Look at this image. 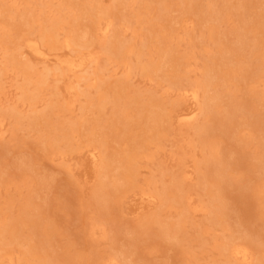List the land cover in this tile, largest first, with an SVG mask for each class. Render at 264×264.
<instances>
[{
    "label": "rangeland",
    "instance_id": "obj_1",
    "mask_svg": "<svg viewBox=\"0 0 264 264\" xmlns=\"http://www.w3.org/2000/svg\"><path fill=\"white\" fill-rule=\"evenodd\" d=\"M94 1L119 16L109 36L119 32L136 44L144 39L145 25L135 20L138 2L115 8V0ZM201 3L204 7L214 5L221 19L210 29L196 12H190L183 24L175 26L170 44L176 54L185 57V76L193 81L201 78L208 62L221 51L213 36L226 37L229 67L237 75L250 76L246 84L232 83L228 90L238 104L246 102L247 106L237 111L231 125L204 111L186 123L174 120L162 144L152 146L150 156L139 161L134 188L121 200L110 196L102 201L97 195L104 163L102 149L97 151L96 165L88 160L86 149L52 157L44 154L39 146L44 132L31 128L27 118L32 107L23 97L25 75L15 69L6 73L0 82V264H101L111 256L130 264H227L222 243L233 236L249 243L250 258L232 264H264V0H248L240 15L223 9L224 0ZM60 4L61 0H2L0 10L13 7L21 13L32 8L40 13L44 9L51 16ZM121 15L130 23L123 24ZM178 15V11L172 12L173 17ZM242 25L253 26L255 32H247L241 41L236 31ZM42 46L51 54L49 61L30 50H24L21 58L32 67L33 76L60 66L54 54L74 55L63 47ZM92 50L98 60L76 75L67 72L50 77L36 108H53L52 121L78 120L83 108L98 100L100 93L90 85L105 64L109 70L104 77L129 75L127 98L155 97L166 112L173 113L195 105L173 89L167 77L143 74L136 56L131 57L130 68L108 63L99 41L93 43ZM5 61L0 47V69ZM76 76L89 80H80V88L71 92L68 84L77 87ZM203 101L201 93L199 104ZM220 104L217 111L223 116L226 107ZM14 108L23 115H13ZM111 114L107 107L104 119ZM90 115L97 116L94 112ZM204 126L209 127L220 147V160L229 169L225 182L219 185L218 208L212 198L216 188L208 184L209 147L199 136ZM114 138H107L110 150L118 147ZM178 189L188 197L183 203L173 202ZM151 191L160 193L157 200L141 202V196ZM180 218L185 219L181 231L176 238L168 236L162 224L171 225ZM14 221L21 225L19 231L10 225ZM93 223L97 226L91 231Z\"/></svg>",
    "mask_w": 264,
    "mask_h": 264
},
{
    "label": "bare ground",
    "instance_id": "obj_2",
    "mask_svg": "<svg viewBox=\"0 0 264 264\" xmlns=\"http://www.w3.org/2000/svg\"><path fill=\"white\" fill-rule=\"evenodd\" d=\"M135 2L139 3L140 8L135 20L145 25L147 30L146 36L139 44L124 38L119 32L109 36V32L114 31V20L119 16L114 9L104 7L94 0H61L55 14L51 16L46 14L44 9H41L40 13L32 8L27 11L24 9L21 13L13 7L0 10V47L5 52L6 60L5 66L0 69V82H3L9 70L15 69L24 73L23 97L32 107L27 118L31 128L44 132L39 146L46 156L86 149L88 160L96 165L99 162L98 152L102 149L104 153H100L104 156V163L101 165L102 175L97 191L102 201H108L110 196L121 200L134 188L132 181L137 175L139 161L150 156L152 146L158 147L162 144L166 129L174 120L181 124L186 123L204 111L209 116H219L224 124L231 125L237 111L247 106L246 102L238 104L228 90L232 83L246 84L250 76L237 75L235 69L229 67L225 53L230 46L226 37L213 36L215 45L221 51L208 62L201 78L193 81H188L185 76V57L176 54L170 44L175 26L184 23L186 14L196 12L201 23L213 29L221 19L220 10L214 5L204 7L201 0H115V8ZM247 2L248 0H224L222 7L225 10H234L240 15ZM173 11H178L179 15L173 17ZM121 17L123 24L130 23L127 17ZM247 32L254 33L255 28L242 25L237 29L236 35L241 37L242 41ZM95 41H99L108 63L131 68V57L136 56V64L143 74L167 77L170 86L183 97L190 98L195 105L173 113L166 112L155 97L127 98L125 93L129 75L123 78L111 75L104 77L109 70L108 64H105L98 68L95 74L96 82L90 85L100 93L98 100L85 106L82 117L78 120L52 121L53 108H36L50 77L65 76L67 72L76 75L88 64L96 62L98 56L92 50ZM43 44H49L54 49H69L74 55L60 57L54 54L53 57L60 66L55 69L47 68L33 76L30 72L32 67L21 58L24 50H30L41 56L44 61H49L51 54L42 49ZM150 51H154L155 56H151ZM144 57L147 58L144 60ZM76 77L77 87L73 83L68 84V90L71 92L80 88V80H89L87 76ZM201 93L204 95V101L199 104ZM220 103L226 107L223 116L217 111ZM107 107L111 108L112 114L109 119H104L103 113ZM91 112L97 116L90 117ZM11 113L15 116L23 115L17 108L12 109ZM199 131L200 139L209 147L210 153L206 159L210 172L208 184L216 188L212 198L218 208L221 193L219 185L225 182L229 169L228 165L220 160V147L213 141L212 134H209V127L204 126ZM109 136L115 137L117 148L109 149ZM178 191L180 193H177L173 202L183 203L188 197L180 189ZM159 195L156 191L147 192L140 200L153 204ZM161 195L164 197L165 193ZM184 221V218H180L171 225L162 224L163 230L168 236L176 238ZM10 225L18 231L21 228L16 221ZM96 226L97 223H93L91 231H94ZM222 250L227 264L237 260L247 262L250 258L249 243L240 236L225 240ZM109 263L130 264L118 256H111L101 264Z\"/></svg>",
    "mask_w": 264,
    "mask_h": 264
}]
</instances>
